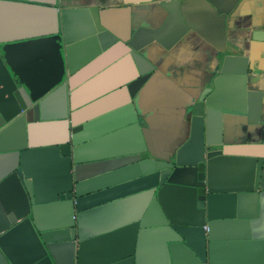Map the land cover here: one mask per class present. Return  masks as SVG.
<instances>
[{"label":"water","instance_id":"water-1","mask_svg":"<svg viewBox=\"0 0 264 264\" xmlns=\"http://www.w3.org/2000/svg\"><path fill=\"white\" fill-rule=\"evenodd\" d=\"M205 1L224 21L239 0ZM80 2L0 0V47L48 41L35 62L41 77L32 70L24 87L0 56V204L9 219L0 264H264L263 159H232L213 138L223 115H246L247 75L221 69L212 88L191 94L179 113L183 141L155 152L136 107L157 69L152 45L170 50L188 33L179 4L160 29L124 40L116 19ZM119 40L133 77L79 104L71 76ZM226 85L237 101L221 100ZM235 165L241 173L228 174Z\"/></svg>","mask_w":264,"mask_h":264},{"label":"crops","instance_id":"crops-1","mask_svg":"<svg viewBox=\"0 0 264 264\" xmlns=\"http://www.w3.org/2000/svg\"><path fill=\"white\" fill-rule=\"evenodd\" d=\"M64 1L66 4L75 2ZM80 3L97 6L101 12L116 19L119 26L115 25L113 30L124 40L129 32L134 33L139 28L160 29L170 15L167 8L179 4L188 33L170 50L159 44L152 45L155 54L150 57L157 69L139 92L136 110L147 143L158 153L177 147L186 132L179 113L191 94L198 95L203 88H212L221 69L232 75L246 74V115H223L221 131L213 138L215 142H221L215 148L223 147L232 159H263L260 189L264 190V0H239L224 21H220L222 15L206 11L205 0H81ZM176 29L174 22L168 25L161 33L162 42L170 43ZM47 43L27 42L14 50L8 47L10 45L0 47L1 59L19 87L27 85L26 78L35 80L32 70L41 77L42 66L35 62L41 52L39 47H45ZM10 50L14 55L12 59L8 55ZM128 50L120 40L110 43L71 76L74 97L79 104L133 77L134 65ZM1 75L4 77L2 71ZM233 87L226 85L221 100L234 102L239 99ZM37 134L41 138L44 130L39 128ZM240 173L238 165L228 171L233 176ZM8 221V214L0 204V230ZM149 255L146 254L147 260Z\"/></svg>","mask_w":264,"mask_h":264},{"label":"rangeland","instance_id":"rangeland-1","mask_svg":"<svg viewBox=\"0 0 264 264\" xmlns=\"http://www.w3.org/2000/svg\"><path fill=\"white\" fill-rule=\"evenodd\" d=\"M31 43V42H30ZM31 44H33V42L31 43ZM25 45H27L26 43L24 44V43H16V44H14V45H10V46H8L10 49H13L14 50V47H23V46H25ZM35 47L36 46H33V48L35 49ZM37 48V47H36ZM16 50V49H15ZM12 50H10L9 52H8V55H10V58L12 59V57L14 56L13 55V53L11 52Z\"/></svg>","mask_w":264,"mask_h":264}]
</instances>
